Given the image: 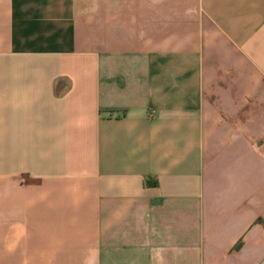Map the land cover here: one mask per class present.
<instances>
[{
    "label": "crops",
    "instance_id": "crops-1",
    "mask_svg": "<svg viewBox=\"0 0 264 264\" xmlns=\"http://www.w3.org/2000/svg\"><path fill=\"white\" fill-rule=\"evenodd\" d=\"M0 264H264V0H0Z\"/></svg>",
    "mask_w": 264,
    "mask_h": 264
}]
</instances>
